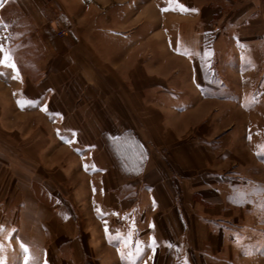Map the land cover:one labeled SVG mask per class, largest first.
Instances as JSON below:
<instances>
[{"label":"crops","instance_id":"1","mask_svg":"<svg viewBox=\"0 0 264 264\" xmlns=\"http://www.w3.org/2000/svg\"><path fill=\"white\" fill-rule=\"evenodd\" d=\"M162 1L163 9L159 0H89V29L100 32H89L88 59L75 49L77 35L63 52L51 28L38 32L54 24L47 0H0V25L20 22L23 29L17 113L0 108V153H8V167L19 164L24 192L33 198L25 204L52 238L65 240L57 256L71 264L83 253L101 264H232L227 234L252 221L261 225L262 211L231 201L236 186L264 174L260 161L221 167L243 144L249 158L264 152V0ZM30 45L38 60L53 58L49 66L39 61L34 79L26 74ZM51 72L89 80L83 147L63 141L72 137L64 127L53 126V140L45 142L41 124L30 128L29 118L43 116L45 104L26 106L57 93ZM63 83L77 89L72 79ZM72 164L87 185L77 193L65 188L74 182ZM86 206L89 241L74 220ZM24 220V229L36 232V222ZM24 243L37 244L35 237Z\"/></svg>","mask_w":264,"mask_h":264},{"label":"rangeland","instance_id":"2","mask_svg":"<svg viewBox=\"0 0 264 264\" xmlns=\"http://www.w3.org/2000/svg\"><path fill=\"white\" fill-rule=\"evenodd\" d=\"M47 1L49 2L46 5L47 15L50 17L55 16V20L53 22L54 24L52 26L46 22L45 25L42 26V30L38 32L46 35L48 31L47 28H51L58 44H60L59 48L63 52H65V49L70 47L69 45H72V43H69L67 40L70 38L72 39L73 36L75 37V35H77V37L80 38V42H76L78 45L75 49L78 50L79 57L84 58V56H88L90 47L87 39L89 37V32H94L95 34L100 32L99 30L92 31L89 29V0ZM201 1L203 3L209 2V0ZM97 2H100V0H97ZM162 2V0H159L160 7L163 9L165 3ZM140 6L142 7V4H140ZM31 30L33 29L31 28ZM62 30H66L67 34L64 36L61 35L59 32ZM22 32V23L20 22L13 23V25L5 23L0 25V44H3L5 49L11 51L13 58L15 59V63H17L16 59L18 53H21L22 51V48L19 46L22 45L20 42L22 39ZM38 32L36 31L35 33L38 34ZM30 34L32 35V32H30ZM74 46L75 44L72 48ZM95 47L97 48L98 46ZM34 49L35 47H32V45L26 49V52L29 53V58L31 60L29 66L27 67L26 74L32 79H34L37 75L36 66L39 64V61L42 59L46 60L45 64H47V66L53 63V58L49 56H43L38 60V58L35 57L36 53L34 52ZM98 49L100 48L98 47ZM96 61L98 60L96 59ZM60 63L61 65L64 64L63 61ZM99 63L97 62L95 65H100ZM82 64L85 65L84 62H82ZM5 67L6 66H3V68ZM0 73H2L0 74V108L3 110L4 114L6 112V107H8V112L15 114L17 113V107L14 102L16 99L15 96L21 91L16 86L18 78L15 73L5 71L4 69H0ZM21 75L22 73L19 72V76ZM48 76L51 81L53 80L59 82V85L56 84L57 93L53 96L44 95L37 104L26 106L37 109L40 107V104H45L43 107L44 111L42 112L43 116L35 115L29 118L28 121L30 123H28L30 124V128H36L38 126L37 124H41L43 126H41V128L44 130V136L42 135V139L45 142L49 139L53 140V126L56 125L58 128L60 127V129L64 127L65 129L70 130V135H72V137H63V141H69L71 138L72 140L76 139L78 141L76 144L81 147V143L89 141V80H87L84 75L76 73L56 72L53 74L51 72V74L48 73ZM71 79L72 81L77 82V89H75L76 86L74 88V86L67 87L64 85V81H70ZM31 91L34 94H40L41 92L40 90L35 89H31ZM51 109H58L61 112H67L71 116L64 117L61 115H53L49 113ZM12 117L13 116L9 117L8 120L11 119L9 122H20V116L17 117V119H13L14 117ZM31 120H33L32 125ZM5 121H7V119H5ZM55 122H57V124ZM91 122H94L93 117H91ZM96 124L97 123H94V125ZM8 125L10 126V124H7V127H9ZM1 130H3V128L0 127V131ZM4 140L5 138L0 135V141L4 143ZM227 140H229V138L223 142V146L227 144ZM53 144L55 149L58 144L56 142H53ZM241 149L242 148L240 147L239 153L232 155V157L228 160L225 159V162L223 161V167H221V170L223 169V171H225L233 169V166H235L233 165V161L238 162L241 166L242 164H245V160L255 162L257 161L256 159H258L264 167V152L261 154L255 153V158H249L250 153L246 151L244 144L243 149ZM78 151L80 154L83 153L79 148ZM13 154H15V152H13ZM45 157V160H48V157ZM75 157L77 158L76 155ZM65 158L66 157H62L63 160ZM66 159L68 160L69 158L67 157ZM8 162H10L8 153H0V256H4L6 258L5 264H25L24 256L26 254L20 247V244L23 243L27 245L24 241H31L35 237V241L37 243L34 245L35 247L31 248L27 245L29 249L27 255L30 257V264H71L67 260L61 259L57 256V254L60 255V251L57 247L60 245L61 241L65 240H60L61 235H57L52 238L46 225L39 223L38 217H36L30 210L31 208H28L25 204V200L27 199L26 197L28 196L30 198L31 195L29 196L24 192L26 186L22 181L23 174L22 170L18 167L19 164H13L15 166H11L12 164L10 163V166L8 167ZM75 164H72L73 171L72 168L68 169L70 178H72L74 182L71 184H65V188H67L66 191L72 193H77V189L87 187V185H81V183H79L82 180V175L79 166ZM257 177L260 179L253 178V180H245L247 183L253 185H248L247 187H242L240 185L236 186V193L233 197H231V201L232 199L235 202L237 200V202L242 204V206L245 204H251L263 212L257 217L259 218V223H261L260 226L256 225V222L252 221L251 224L242 225L238 228L236 227L232 234H227V239H229L230 243L234 246L232 264H264V174ZM55 181H57V179ZM240 193H244L246 195L243 199H236L235 197ZM81 198L82 197H80V200L78 201L75 199V201L78 202L77 205L82 202ZM31 199L33 198L31 197ZM28 201H30V199ZM84 209V215L81 217H74V220L77 221L80 234L82 233V236L87 237L89 241V207L86 206ZM24 219L36 222L35 233L24 229V226L22 225ZM69 242L67 240L65 243ZM43 246L45 249H42ZM71 251L76 252L72 246ZM83 252L86 253L88 251L83 250ZM96 253L99 256V252ZM76 259V262L78 261L77 264H101V260H99L100 257H96L95 260L90 259L91 261H89L88 253L87 255L83 253L82 256L77 255Z\"/></svg>","mask_w":264,"mask_h":264},{"label":"snow or ice","instance_id":"3","mask_svg":"<svg viewBox=\"0 0 264 264\" xmlns=\"http://www.w3.org/2000/svg\"><path fill=\"white\" fill-rule=\"evenodd\" d=\"M180 7H181V9H183V5H180ZM165 10H167V9H165ZM193 11H196V10L193 9ZM0 65L11 68L14 71V73L16 74L17 78H19V69L17 68L15 60L12 56V53L10 50L5 49L3 44H0ZM0 74H2V73H0ZM245 195L246 194H244V193H240L235 198L236 199H243ZM152 241H153V245H155V237L152 238ZM20 247L23 249V251L26 254L24 256L25 264H30V257H29V255H27V253L29 252L27 245L21 243ZM137 250L139 251V248ZM121 255L123 256L124 253L122 252ZM5 259L6 258L4 256H0V264H5ZM185 264H187V261H185Z\"/></svg>","mask_w":264,"mask_h":264},{"label":"built area","instance_id":"4","mask_svg":"<svg viewBox=\"0 0 264 264\" xmlns=\"http://www.w3.org/2000/svg\"><path fill=\"white\" fill-rule=\"evenodd\" d=\"M59 33H60L61 35H63V36H64V35H66V34H67V31H66V30H62V31H60Z\"/></svg>","mask_w":264,"mask_h":264}]
</instances>
